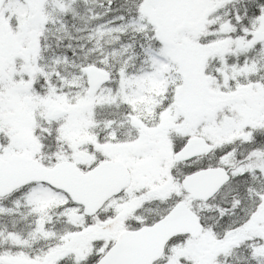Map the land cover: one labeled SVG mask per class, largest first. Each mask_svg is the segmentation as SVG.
Here are the masks:
<instances>
[{
	"label": "snow or ice",
	"instance_id": "1",
	"mask_svg": "<svg viewBox=\"0 0 264 264\" xmlns=\"http://www.w3.org/2000/svg\"><path fill=\"white\" fill-rule=\"evenodd\" d=\"M0 264H264V0H0Z\"/></svg>",
	"mask_w": 264,
	"mask_h": 264
}]
</instances>
